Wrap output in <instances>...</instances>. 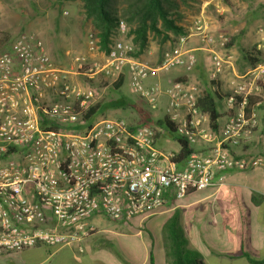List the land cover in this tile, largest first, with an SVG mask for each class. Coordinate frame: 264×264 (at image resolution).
<instances>
[{
    "label": "built area",
    "instance_id": "1",
    "mask_svg": "<svg viewBox=\"0 0 264 264\" xmlns=\"http://www.w3.org/2000/svg\"><path fill=\"white\" fill-rule=\"evenodd\" d=\"M224 13L226 0H213ZM125 34L127 24L120 21ZM257 50L263 61L231 83L225 103L231 113L212 128L199 98L203 89L191 80L164 86L152 76L174 68L192 72L198 62L188 47L196 36L210 54L209 76L218 82L234 65L229 37L211 31L205 12L180 35L157 65L134 55L132 42L113 38L102 50L91 33L88 53L74 58V67L55 65L44 40L34 31L20 33L0 51V253L40 244L76 245L94 231L95 216L128 222L159 212L168 199L224 183L226 172L264 165V155H236L233 147L252 141L259 127L256 105L264 103V28ZM102 51L104 60H91ZM128 75L151 109L166 97L165 116L189 145H206L179 159V150L158 146L164 128L136 125L123 118L88 111L108 86ZM107 82L98 88L96 83ZM93 83H95L93 85ZM214 84L213 89H217ZM258 98L255 106L251 98ZM220 176L217 178V174Z\"/></svg>",
    "mask_w": 264,
    "mask_h": 264
},
{
    "label": "crops",
    "instance_id": "2",
    "mask_svg": "<svg viewBox=\"0 0 264 264\" xmlns=\"http://www.w3.org/2000/svg\"><path fill=\"white\" fill-rule=\"evenodd\" d=\"M226 1L228 2L224 1V4L233 12L237 11V7L241 8V16L239 17L237 14L235 16L232 15L233 17L231 16L223 19L221 16L224 13H219L220 28L223 30V32L221 31L220 33L230 37V39L237 44L238 49H229V53L234 60V65L228 67L224 71L218 82H212L209 78L206 67L208 63L207 58L210 57L208 56V51L202 48V43L196 36L189 37L188 39V47L195 51L198 58L193 74L192 72L187 73L183 68H175L171 71H167L168 73L163 72L149 79V82L160 81L164 86H167L186 76L192 81L193 79L190 78V75H193L205 82L206 92L214 95L215 91H219L220 95L215 97L219 112L217 128L212 126V128L217 131L224 125L231 114L226 107L225 99L232 88V81L238 80L240 76L246 74L253 68L249 67L246 73L240 68L238 61L241 55H243V50L239 51V48L242 49V44L246 46L253 42L258 44L260 34L259 30H256V26H259L264 20V0H255L254 4L252 0H249L250 3L245 0H235L234 3L231 0ZM196 2L192 0V4L181 7L185 13L183 17L184 24L191 25L193 23L192 20L201 14L202 10H198L200 7H195L196 4H198L197 6L201 4ZM46 7L47 6L41 9L43 17L53 12L50 8ZM10 9L15 10L14 7ZM225 11L226 8L224 12ZM63 13L64 12H62V14ZM1 14L2 13H0V23L4 24L5 20L1 18ZM62 14L58 13V11L56 13L53 12L52 23H50V25L47 23V25L52 28V30L49 31L51 34L48 33V35L44 33L45 28H42L41 34L45 35V44L55 65L61 68H67L68 66L74 67V58L77 55L89 54L87 35L82 33V29L85 28V25H82L75 19L71 20L68 17H62ZM43 17L41 18L42 22L44 21L46 23L47 20L43 19ZM27 25L32 26L31 22H28ZM124 35L125 34L121 35V38H124ZM247 50L250 49H246V51ZM149 53L151 52L149 51ZM152 55L149 56L153 57L154 55ZM89 56L91 60L103 61L105 55L100 51L93 55L90 54ZM127 78L128 75L126 74L124 76V81ZM214 84H217L215 85L218 87L217 89H213ZM112 85L109 86V91L115 92L120 90V88L115 89ZM166 100L165 97L162 102L165 103V107ZM257 103L258 98L252 106H255ZM256 107L259 112L260 124L262 119H264V103L256 105ZM163 116H165V111ZM170 135L167 133L160 134L158 146L165 149L172 148L174 150H179L180 144L172 134ZM168 140L176 143V147H168L169 145H166ZM164 142H166L165 145ZM193 148L208 151L206 145H197ZM232 151L236 155H264V131L258 127L252 141L243 143L238 147H233ZM219 176L220 173L217 174L216 180ZM180 200H175L174 198L168 199L165 206L151 217L133 218L129 222L132 226V231L127 234L122 233L116 235L118 238L123 237L124 242L130 244V247L125 250L130 259L133 258V260H136L138 258V264L149 263L148 256L151 250V240L149 235L145 233L141 227H145L146 224H151L157 220L166 221L176 210H180L182 222L185 218L188 224V229H186L185 232L190 244L202 252L207 264H228L239 259H241L239 264H254L244 256V252H249L258 258H264V165L246 170L227 171L225 181L221 187L212 186L200 191H191L182 199L181 203H179ZM98 217L95 216L92 220L95 225V231L82 244V251L76 245L59 247L40 244L21 251L1 253L5 261H2L4 259L0 257V264H10L7 261L9 260L7 256L10 255V259H13L14 257L12 255L19 252L24 256L33 257L34 264H40V261H46L48 259L50 261L56 259L57 263L54 262L53 264H100V262H102L101 264H134L124 260V258L120 256H116V254L114 256L111 252L113 248L115 253L114 244L110 243L112 248L106 246L109 245V242L113 241L103 243L105 246L98 245L99 242H95L98 240L94 238L95 235L99 232L105 233L110 223L114 221L102 223L103 218ZM104 230L106 231L104 232ZM96 247L100 249L97 250ZM157 257L165 260V250H158ZM211 257H216V259L213 261ZM133 260L131 259L132 262Z\"/></svg>",
    "mask_w": 264,
    "mask_h": 264
},
{
    "label": "rangeland",
    "instance_id": "3",
    "mask_svg": "<svg viewBox=\"0 0 264 264\" xmlns=\"http://www.w3.org/2000/svg\"><path fill=\"white\" fill-rule=\"evenodd\" d=\"M193 1L195 2L197 1L196 3L201 4L200 6H197L198 4H196V6L194 5L195 7H200L198 8V10L204 11L205 9V15L208 21L210 22L211 31L216 35L221 34L220 32L221 31L223 32V30L220 28V15L217 9L213 5L214 1L213 0H193ZM231 1H233L234 3L235 0H231ZM245 1L250 3L249 0H245ZM252 1L254 4L255 0H252ZM172 2L173 0H167L168 5L170 6L176 5V3H172ZM225 2H228V1H225ZM141 5H142V0H109L107 8L110 11V13H112V15H114L118 19L119 18L123 19L121 21H124L126 23L128 21L129 24L127 23V25L128 26L130 25L133 29H135L139 21L137 17V11L138 9L141 8ZM45 6L50 8L51 11L55 13L57 11L60 14L64 12L62 14V17H68L71 20L75 19L78 22H80L82 25H85V28L82 29L83 31L82 33H84V35H87V41L91 33L99 31L98 29L99 22H97V20L94 19V17L92 18L88 17L83 0H1L0 1V8H1L0 13H2L1 18H3L5 21H4V24L0 23V39L6 40L7 42L5 44H0V51L3 49V47L1 48V45L9 46L10 43L20 33L25 32V31L36 32L46 43L45 35L41 34V32H42V28H45L44 33H47V34L50 33L49 31L52 30V28L49 27L47 23L49 25L50 23H52L53 21L52 13L53 12H51L50 15L48 16L45 15V17H43V13L41 12V9H43ZM224 6L226 8V11L221 16L223 17V19L226 17L229 18L232 15L235 16L237 14L239 15V17L241 16V8L237 7V11L233 12L229 10L225 4ZM12 7H14L15 10H11L10 8ZM180 7H184V5L181 4ZM42 17L43 19L47 20L46 23L44 21L42 22V19H41ZM28 22H31L32 26L27 25ZM181 23L183 25H186L187 28L190 26L189 24H184L183 22ZM259 28H264V20L263 22H261L259 26H256V30H259ZM7 34L12 35V36H9V38H6L8 36ZM128 37L133 38L132 33H129ZM175 37L176 36H173L174 40L172 38H170L169 40L165 38L163 40L161 35L158 34L157 36V34H155L152 30H150L147 36V44L142 50L140 49L139 44L135 41L136 49L134 51V55L140 57L141 60L151 63L152 65H157L162 60L164 52L173 49V46L176 42ZM256 44L257 43H254V42L252 44L251 43L248 44L247 46L242 44V49L239 48V51L243 50V55H241L238 61V64L240 68L244 70L245 73L250 67L249 60L244 58V55L246 54V49L256 48ZM232 48L238 49L237 44L234 43L233 41H232V44H230V40H229L228 49H232ZM149 51L151 53H149ZM152 53L154 56L152 55ZM149 55H152L154 59L153 57H150ZM208 56L210 57L209 52H208ZM261 59H262L261 60L262 62L263 61L262 54H261ZM207 62L208 63H207L206 68L209 74V67L211 65V59L207 58ZM67 68H70V66H68ZM193 72L194 71H192V74ZM190 78L193 79L192 81H195V83L199 84L201 88H205L204 81H202L201 79L193 75H190ZM94 84L95 83H93V85ZM106 85H107V82L96 83V86L98 88H101ZM109 90L110 89L108 86L107 89L104 91L103 98L100 100L101 103H103L102 104L103 106L100 109L101 115H104L106 117L123 118L129 123H137L141 119L143 121L145 120V117L147 116L152 119L163 117V113L165 111V103H161L158 109H151L148 103L139 96L136 89L131 85L129 78H127L124 81L119 91L111 92ZM259 125H260L259 128L264 131V119H262ZM165 144L166 142H164V145ZM166 145H169L168 147L170 146L176 147V143L169 141V140L167 141ZM181 201L182 199L179 201V203H181ZM98 218H103L102 223L106 221H112L107 216H103V215H100ZM181 222H182V216H181ZM182 224L185 227V230L188 229V224L186 223L185 218L183 219ZM131 228L132 226L129 222L113 221L112 223H110L108 230H107L110 232H107L106 230H104V232L106 231L105 233L103 232L97 233L94 238L98 240H96L95 242H99L98 245L105 246L103 243H108L109 241H113V242H109L108 243L109 245H106V246H109L112 248L110 243H113L114 248H115V253H114L113 248L111 249V252L114 254V256L116 254V256H120L124 258V260H126V257H124L126 256L125 251L123 252L122 249L126 250V248L130 247V244L128 242H124L123 237L118 238L116 237V235L122 234V233L123 234L130 233L132 231ZM84 242L85 240L83 241V243ZM96 249L99 250L100 248L96 247ZM20 253L21 252L14 253L15 255H12L14 257L13 259H10L9 257L10 255H8L7 258L9 260L7 261L10 264H34L33 257L24 256L23 254H20ZM0 257L4 259V260L1 259L2 261H5V258L4 256L1 255V253H0ZM211 258L213 259V261L216 259V257H211ZM240 260L241 259L235 260L228 264H239ZM56 261H57L56 259H52L51 261L48 259L46 261H40V264H53L54 262L57 263ZM101 263L102 262H100V264Z\"/></svg>",
    "mask_w": 264,
    "mask_h": 264
},
{
    "label": "trees",
    "instance_id": "4",
    "mask_svg": "<svg viewBox=\"0 0 264 264\" xmlns=\"http://www.w3.org/2000/svg\"><path fill=\"white\" fill-rule=\"evenodd\" d=\"M84 6L88 17L97 20L99 22V31L94 32V34L99 38L102 50H106L110 41L115 37H121V32L119 30L120 21L123 19H118L108 10L109 0H83ZM192 0H173L172 3H176L174 6L167 4V0H142L141 8L137 11L138 25L133 29L130 25L127 32L124 35L125 40L132 42L136 49V43L139 44L142 50L147 44V36L150 30L155 34L162 36L169 40L173 39V36L177 38L187 32V26L183 25L181 22L184 20L185 13L181 9V4L190 5ZM171 4V3H169ZM128 23V21H127ZM126 23V24H127ZM129 24V23H128ZM132 33V37H128L129 33ZM128 34V35H127ZM6 38H9V34ZM127 37V38H126ZM174 40V39H173ZM7 41L0 39V44H5ZM11 44V43H10ZM229 44V43H228ZM230 44L232 40L230 39ZM3 49L9 48L10 45H1ZM2 49V50H3ZM256 48L246 51L244 58L248 59L250 62V67H255L261 62V54L256 51ZM194 71V70H193ZM125 76V75H124ZM124 76L113 83L115 89L122 87L124 83ZM181 80H189V77H185ZM215 95V96H214ZM211 94L203 89V93L199 98L200 105L204 111L210 114L211 124L213 127L217 128L219 112L217 108V101L215 97H218L219 91H215V94ZM257 98H251L250 104H254ZM103 102V101H102ZM103 103L99 101L96 105L92 106L88 111L87 117L90 118L92 122L97 116H99V109L103 106ZM101 116V115H100ZM136 125L142 124H152L161 126L164 128L167 134H172L175 139L180 144L179 159L187 158L195 149L189 145L187 140L179 137L177 134V129L174 125L167 119L166 116L159 117L157 119H152L150 117H145V120H139ZM171 136V135H170ZM155 215V214H154ZM153 216V215H152ZM151 217V216H150ZM129 220L128 222H130ZM141 229L149 235L151 240V250L148 256V264H207L205 258L200 250L190 244V241L186 235L184 226L181 222V212L180 210L174 211L169 219L166 221H154L151 224H146L145 227ZM165 250L166 259H160L157 257L158 250ZM124 252L125 250L122 249ZM126 260L130 263H139V259L131 261L128 254L125 252ZM244 256L254 264H264V258H258L253 256L249 252H244ZM135 261V262H134Z\"/></svg>",
    "mask_w": 264,
    "mask_h": 264
}]
</instances>
